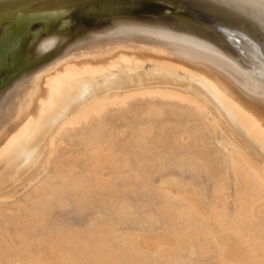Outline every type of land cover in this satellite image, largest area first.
I'll list each match as a JSON object with an SVG mask.
<instances>
[{"label": "bare ground", "instance_id": "1", "mask_svg": "<svg viewBox=\"0 0 264 264\" xmlns=\"http://www.w3.org/2000/svg\"><path fill=\"white\" fill-rule=\"evenodd\" d=\"M161 1L0 0V264H264V0Z\"/></svg>", "mask_w": 264, "mask_h": 264}, {"label": "rangeland", "instance_id": "2", "mask_svg": "<svg viewBox=\"0 0 264 264\" xmlns=\"http://www.w3.org/2000/svg\"><path fill=\"white\" fill-rule=\"evenodd\" d=\"M135 1L136 2H134V3H138L139 2V0H135ZM102 2H104L106 4H108L109 2H111L109 5H106L108 8L109 7H110V9L111 8H113V9L115 8V10H117V8H118V9H120L119 11H125L127 15H130V17H131L130 20L136 21L139 24H141L140 22H142V23H149L150 22L149 21L150 18H152L153 16L159 17L161 19H168V17H169L168 15H165L164 14V11L166 10L165 7L166 6L169 7L170 6L169 4H165L162 8L159 7L158 9L155 10V12L156 11H158V12L154 13V12H149L148 11V8H145L143 6H140L139 7V6L135 5V4H128V5L125 6V5H119L120 3L118 4L117 2H116V4H114L115 1H109V2H107V0H96V4H97L96 7L98 9L103 5ZM158 4H163V1L158 0ZM171 6H173V5H171ZM141 7H143V8H141ZM155 30H158V28H156ZM222 127H224V129H222ZM225 129H228V128H226L225 125L223 124L221 126V131L223 130L222 133H224L227 136L230 135V138H232L231 140L233 141V137L231 136L230 132L228 130H225ZM224 130L226 131V133L224 132ZM32 170H33V167L30 166L27 170L23 171L22 173H20V175L16 176L14 178V181H13L12 184H10L8 182V184H10L9 186H8V184L6 182L3 183V185H1L3 187V189L1 187V190H3V191L9 190L12 185L16 184L17 182L19 183L20 181H22L30 172H32ZM158 180H159V176H157V175H155L153 177V179H152L153 183H155V184L158 183ZM200 183H204V180L201 179L200 180ZM80 221H77V220L74 221L73 220L72 222H75L74 224H79ZM128 230L129 231H132V230L134 231V228L129 227Z\"/></svg>", "mask_w": 264, "mask_h": 264}]
</instances>
